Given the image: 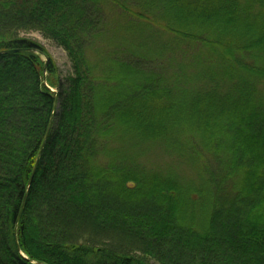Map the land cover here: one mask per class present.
<instances>
[{"label":"trees","instance_id":"1","mask_svg":"<svg viewBox=\"0 0 264 264\" xmlns=\"http://www.w3.org/2000/svg\"><path fill=\"white\" fill-rule=\"evenodd\" d=\"M11 50L0 264H264V0H0Z\"/></svg>","mask_w":264,"mask_h":264},{"label":"rangeland","instance_id":"2","mask_svg":"<svg viewBox=\"0 0 264 264\" xmlns=\"http://www.w3.org/2000/svg\"><path fill=\"white\" fill-rule=\"evenodd\" d=\"M23 36L41 43L46 48L51 59L56 64L59 76L61 78L72 73L70 62L68 60L67 54L63 49L44 39L38 33L23 34ZM43 61H48V59L43 58Z\"/></svg>","mask_w":264,"mask_h":264},{"label":"water","instance_id":"3","mask_svg":"<svg viewBox=\"0 0 264 264\" xmlns=\"http://www.w3.org/2000/svg\"><path fill=\"white\" fill-rule=\"evenodd\" d=\"M16 52H24V51H21V50H11V51H7V52L0 53V55H1V54H8V53H16ZM48 135H49V130H48V133H47L46 138L48 137ZM37 164H38V162H37ZM36 169H37V167H35V169H34V171H33V174H32V176H31V178H30V181H29V185H31V183H32V181H33V178H34V175H35Z\"/></svg>","mask_w":264,"mask_h":264}]
</instances>
